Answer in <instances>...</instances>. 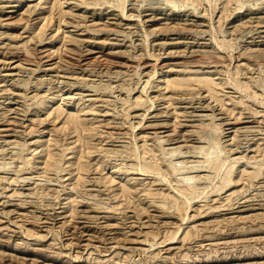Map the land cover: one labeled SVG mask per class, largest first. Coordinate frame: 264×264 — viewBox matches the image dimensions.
Segmentation results:
<instances>
[{"label":"rangeland","instance_id":"rangeland-1","mask_svg":"<svg viewBox=\"0 0 264 264\" xmlns=\"http://www.w3.org/2000/svg\"><path fill=\"white\" fill-rule=\"evenodd\" d=\"M0 264H264V0H0Z\"/></svg>","mask_w":264,"mask_h":264},{"label":"bare ground","instance_id":"bare-ground-1","mask_svg":"<svg viewBox=\"0 0 264 264\" xmlns=\"http://www.w3.org/2000/svg\"><path fill=\"white\" fill-rule=\"evenodd\" d=\"M189 168V167H188Z\"/></svg>","mask_w":264,"mask_h":264}]
</instances>
